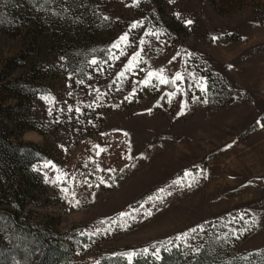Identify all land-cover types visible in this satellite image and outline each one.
<instances>
[{
  "label": "rangeland",
  "instance_id": "rangeland-1",
  "mask_svg": "<svg viewBox=\"0 0 264 264\" xmlns=\"http://www.w3.org/2000/svg\"><path fill=\"white\" fill-rule=\"evenodd\" d=\"M11 1L0 99L32 87L0 115L45 160L27 192L0 178V208L60 235L70 264L158 257L210 230L236 253L264 246V0H84L57 31ZM93 39L103 55L70 71L66 45Z\"/></svg>",
  "mask_w": 264,
  "mask_h": 264
},
{
  "label": "trees",
  "instance_id": "trees-1",
  "mask_svg": "<svg viewBox=\"0 0 264 264\" xmlns=\"http://www.w3.org/2000/svg\"><path fill=\"white\" fill-rule=\"evenodd\" d=\"M19 1L21 4L24 3L28 12L37 16V20L42 24L48 23L49 26L52 25L50 29L57 31V29L69 28L72 11L77 9L78 2L82 3L84 0ZM5 2L7 9L13 11L14 3L11 0ZM88 42L66 45L68 48L65 47L62 55L70 71H75L86 60L102 56L105 52L103 44L96 42V39ZM31 87V84L23 81L16 82L13 86L16 91L10 97L9 106H5V101L0 99V110L4 107L10 109L19 107L26 97L27 102L30 103L28 93ZM207 90L209 92V85ZM15 125L14 120H4L0 115V178L5 180L11 175L14 179L18 177L22 187H18L17 190L21 191L24 188L27 192L29 185L34 187L36 183H41L40 176L31 168V163L45 158L34 145L13 143L8 139L5 133ZM9 197H13L12 194ZM15 213L17 210L0 208L1 264H70V252L60 235L55 233L48 235L42 228L34 227L32 224H22ZM209 227L210 224L207 223V228ZM228 236L229 234L214 233L212 230L205 231L193 245L189 247L171 245L168 248H161L158 257L136 254L131 259H126L123 252H117L101 256L95 264H264V246L248 252L236 253L231 248L233 243L227 241L231 240ZM28 240L33 243L32 251L26 248ZM33 248L39 249V256L35 259H33ZM3 260L4 262L6 260V263Z\"/></svg>",
  "mask_w": 264,
  "mask_h": 264
},
{
  "label": "snow or ice",
  "instance_id": "snow-or-ice-1",
  "mask_svg": "<svg viewBox=\"0 0 264 264\" xmlns=\"http://www.w3.org/2000/svg\"><path fill=\"white\" fill-rule=\"evenodd\" d=\"M189 23H191V22H189ZM127 37H124V39H126ZM212 39L213 40H216L217 39V37H212ZM113 47L115 48L116 47V45L114 44L113 45ZM95 63V62H94ZM123 75V74H122ZM66 191V190H65ZM121 215L123 216V215H125L124 213H121ZM149 215H150V213H149ZM194 231H195V229H194ZM178 239H179V237H178ZM167 243H171L170 241L169 242H165V246H166V244ZM156 246H154V248H155ZM145 251H147V250H145ZM157 254H158V250H157ZM128 255V257H129V259H131V256L133 255V254H131V253H129V254H127Z\"/></svg>",
  "mask_w": 264,
  "mask_h": 264
}]
</instances>
